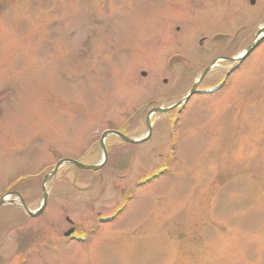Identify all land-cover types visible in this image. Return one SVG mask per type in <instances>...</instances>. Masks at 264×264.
<instances>
[{
	"label": "rangeland",
	"instance_id": "rangeland-1",
	"mask_svg": "<svg viewBox=\"0 0 264 264\" xmlns=\"http://www.w3.org/2000/svg\"><path fill=\"white\" fill-rule=\"evenodd\" d=\"M261 32L264 0H0V264H264V39L223 91L146 127Z\"/></svg>",
	"mask_w": 264,
	"mask_h": 264
},
{
	"label": "flooded vegetation",
	"instance_id": "flooded-vegetation-1",
	"mask_svg": "<svg viewBox=\"0 0 264 264\" xmlns=\"http://www.w3.org/2000/svg\"><path fill=\"white\" fill-rule=\"evenodd\" d=\"M230 37L232 39V36H229L225 33L223 34L221 33L218 35H214V37H211L210 39H212L213 41H217L218 39L221 40L222 38H224L225 40L228 41ZM207 39H209V37H203L202 39H200V41L201 40L203 41L202 42L199 41V45L203 46V43L205 41L207 42ZM241 43H242V46H244L245 43H247V40H243V42L241 41L240 44ZM233 44H234V41L227 43V45L224 46L223 50L220 53H217L213 57L210 58L211 60L209 59L208 61L205 60V61H201L200 63H198L199 69H198L197 75H199L198 76L199 78L193 77L194 83L192 84L191 88L194 86L195 83H198V89H201V90L209 89L221 83L222 81L225 82V86L221 91H223L227 87L229 77H231V75L234 73L233 68H234L235 59H236V57L234 56L235 54H234ZM249 45L250 44H248L246 48ZM245 49L241 50L239 54H241ZM186 59H187L186 57L177 56L176 60L184 61ZM187 62L191 63L190 61H187ZM187 75L190 76L191 74H187ZM187 80H189V78L186 79L184 84L188 82ZM177 88L180 89V86H177Z\"/></svg>",
	"mask_w": 264,
	"mask_h": 264
},
{
	"label": "water",
	"instance_id": "water-1",
	"mask_svg": "<svg viewBox=\"0 0 264 264\" xmlns=\"http://www.w3.org/2000/svg\"><path fill=\"white\" fill-rule=\"evenodd\" d=\"M251 4L254 5L255 4V0H251ZM260 41H256L255 43H253L247 50L246 52L239 58L240 62L244 61L252 52L253 50L256 48V46L259 44ZM143 76H146L145 73H143ZM195 90H196V87H194L190 93L186 96L185 100L181 103H179L178 105H181L182 103L188 101L192 96L195 95ZM167 110H156V112H166ZM147 127H148V130H149V134H151V125L149 123V121L147 122ZM108 133H112V134H116L118 135L119 137L123 138L126 142L128 143H137V141H132V140H129L127 138H125L122 134L118 133V132H108ZM108 133H105L102 137V140L108 135ZM102 143V146H103V141L101 142ZM103 149H104V146H103ZM105 153V152H104ZM105 158H106V153H105ZM70 163H73L75 164L76 166L80 167L81 169H84V170H98L102 165L100 166H92V167H88V166H84V165H81L79 163H76V162H73V161H70ZM61 166L60 164H58L57 168ZM47 180V179H46ZM45 180V181H46ZM44 181V183H45ZM45 196V204H46V195ZM2 204V200L0 201V205ZM42 212V211H41ZM41 212H39L38 214H40ZM31 216H34L33 214L30 213Z\"/></svg>",
	"mask_w": 264,
	"mask_h": 264
}]
</instances>
